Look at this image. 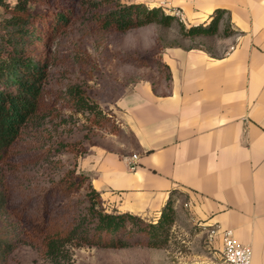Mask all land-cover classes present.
<instances>
[{"label": "rangeland", "instance_id": "rangeland-1", "mask_svg": "<svg viewBox=\"0 0 264 264\" xmlns=\"http://www.w3.org/2000/svg\"><path fill=\"white\" fill-rule=\"evenodd\" d=\"M35 1L32 50L46 61L48 76L39 111L0 163L6 197L0 236L16 243L7 264H218L208 228L184 211L176 210L166 247H149L135 228L122 233L117 247L103 246L93 236L91 182L80 163L107 134L119 132L115 111L127 93L142 81L159 84L169 73L162 62L166 49L207 48L224 37H184L178 18L168 28L119 32L108 26L119 5L146 0ZM61 15L69 23L57 26ZM8 16L0 6V24ZM101 207L113 212L103 201Z\"/></svg>", "mask_w": 264, "mask_h": 264}, {"label": "crops", "instance_id": "crops-1", "mask_svg": "<svg viewBox=\"0 0 264 264\" xmlns=\"http://www.w3.org/2000/svg\"><path fill=\"white\" fill-rule=\"evenodd\" d=\"M146 0L186 27L227 11L221 45L168 48L159 84L137 83L118 104V133L81 163L104 206L155 222L172 191L175 209L218 225L264 264V0ZM137 155V168L127 162ZM223 250L221 233L214 238Z\"/></svg>", "mask_w": 264, "mask_h": 264}, {"label": "trees", "instance_id": "trees-1", "mask_svg": "<svg viewBox=\"0 0 264 264\" xmlns=\"http://www.w3.org/2000/svg\"><path fill=\"white\" fill-rule=\"evenodd\" d=\"M35 0H0L8 18L0 24L3 34H0V163L7 157L12 147L22 136L27 125L39 111L46 82L47 63L39 60L32 50L38 36L37 29L31 23V10ZM227 11L216 10L211 22L186 28L182 23L180 33L187 38L219 37L234 35L228 25L221 31V24L227 16ZM108 26L119 32H127L152 24L171 27L177 20L174 15L166 14L160 7L149 8L142 3L119 5L108 16ZM65 15L57 18L56 25L68 24ZM93 205L91 215L94 221L93 236L99 238L105 247H117L115 243L123 232L137 229L146 236L147 244L152 248L166 247L171 230L177 218L175 204L177 191H172L155 222H146L131 213L106 212L102 207L100 194L91 185ZM6 207V197L0 190V213ZM111 243H106L105 238ZM50 242V238H49ZM54 252L56 245L48 244ZM16 248V243L8 237L0 236V264H7L8 256Z\"/></svg>", "mask_w": 264, "mask_h": 264}, {"label": "built area", "instance_id": "built-area-1", "mask_svg": "<svg viewBox=\"0 0 264 264\" xmlns=\"http://www.w3.org/2000/svg\"><path fill=\"white\" fill-rule=\"evenodd\" d=\"M153 1L161 4L159 0ZM174 16L181 17L182 15L180 11H176ZM137 158V155H133L127 162L129 169L132 171L138 166ZM218 233H221L223 240V250L218 264H252L253 252L249 245L243 244L236 239L232 230L221 231L218 225L211 226L209 238L214 240Z\"/></svg>", "mask_w": 264, "mask_h": 264}]
</instances>
